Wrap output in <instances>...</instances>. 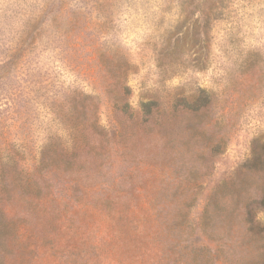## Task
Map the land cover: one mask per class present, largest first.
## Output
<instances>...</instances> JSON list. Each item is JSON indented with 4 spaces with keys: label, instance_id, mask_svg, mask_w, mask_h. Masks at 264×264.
<instances>
[{
    "label": "rangeland",
    "instance_id": "1",
    "mask_svg": "<svg viewBox=\"0 0 264 264\" xmlns=\"http://www.w3.org/2000/svg\"><path fill=\"white\" fill-rule=\"evenodd\" d=\"M23 1L0 0V52ZM64 1L84 19L67 44L41 37L30 61L42 56L47 82L0 68V134L8 126L36 146L45 99L77 90L95 96L111 154H80L79 188L54 181L41 217L13 200L38 242L23 264H95L77 254L96 224L116 230L125 212L175 246L170 264H264V0Z\"/></svg>",
    "mask_w": 264,
    "mask_h": 264
},
{
    "label": "trees",
    "instance_id": "2",
    "mask_svg": "<svg viewBox=\"0 0 264 264\" xmlns=\"http://www.w3.org/2000/svg\"><path fill=\"white\" fill-rule=\"evenodd\" d=\"M47 2L48 0H24L21 5L10 10L9 20L11 19L15 26H10L7 32L9 38L3 44L4 51L0 52V68H8L16 75H22L23 71L33 77L36 74L42 82H47L39 73L44 65L47 71V64L42 60V56L36 58L35 62H31L30 57L39 54L38 47L43 43L42 38L46 42L55 39L65 44L69 43L71 38L68 34L84 19V13L79 6L67 14L69 4L64 0H57L59 2L57 8H53V1L46 7ZM58 23L60 25L62 23V26L56 27ZM50 24L58 28L55 34L49 31ZM38 30L39 34L42 33L41 36L36 34ZM51 34L54 35L53 38ZM26 37L30 38V41L26 44L28 49H23ZM60 63L61 67H67ZM66 95L68 98L60 100L56 93L51 94L45 99L46 103L40 106L46 112L44 118L47 120V126L41 130L44 137L36 146L27 149L24 140L12 134L8 126L2 127L0 264L27 263L23 258L25 249L29 244L38 243L34 240L35 229H30L33 238L24 235V231L27 230L24 228L25 221L12 209L16 197L34 209L35 216L41 217L40 214L44 215L49 202L55 201L52 194L54 181H63L79 188L78 180L72 178L70 173L84 168L83 164L78 162L80 154L94 153L104 158H109L111 154L109 131L99 124L98 108L93 100L95 96L77 90L67 91ZM58 112L63 113V116L59 117ZM8 115V121H13L12 113ZM75 189L72 188L73 191ZM68 211L69 208L66 213ZM60 216L62 215L57 214L54 219L58 221ZM138 216L140 215L125 212L120 227L116 230L114 226L113 229L103 231L104 228L96 224L92 229L90 247L84 246L77 254L78 258L80 259L83 252L86 257L84 259L92 260L95 264H170L167 256L175 253V246L166 252L161 238L156 237L157 233L153 236L146 233L142 225L143 218ZM67 223L72 226V218H67ZM109 234L112 240H103V237ZM64 250H68V254L74 257L75 254L71 252L69 246Z\"/></svg>",
    "mask_w": 264,
    "mask_h": 264
}]
</instances>
